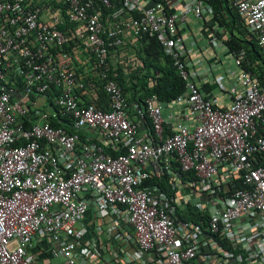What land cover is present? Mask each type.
<instances>
[{"label": "built area", "instance_id": "obj_1", "mask_svg": "<svg viewBox=\"0 0 264 264\" xmlns=\"http://www.w3.org/2000/svg\"><path fill=\"white\" fill-rule=\"evenodd\" d=\"M228 1L264 52V0ZM191 16L214 21L211 0H0V264H40L44 237L62 264H91L97 239L79 228L91 207L104 264H264V86L213 27L209 44L238 70L228 89L216 78L227 105L204 95L185 46ZM144 36L185 90L129 108L108 57L130 49L123 60L142 68ZM72 47L92 57L107 109L80 105L93 83ZM45 94L51 109H37L31 97ZM76 131L102 133L115 155Z\"/></svg>", "mask_w": 264, "mask_h": 264}, {"label": "crops", "instance_id": "obj_2", "mask_svg": "<svg viewBox=\"0 0 264 264\" xmlns=\"http://www.w3.org/2000/svg\"><path fill=\"white\" fill-rule=\"evenodd\" d=\"M199 21H200L199 19H197L193 16H191V18L189 17L186 21L187 26H188L187 29L189 30V26L192 23L195 26H198L199 32L202 33V35L205 37V39H207L208 44H209L208 35L210 33V29L213 27L214 28L217 27V32L222 31V30L220 28H218L219 26L215 22V20L214 21H208V22L200 21V23H199ZM220 42H221V39H220ZM209 46L212 50L214 49L216 51L213 50L211 52L210 50L206 49V50H204L205 52H207L206 56L201 55V53H202L201 50H199V52H198L194 49H190L189 56H190V61L192 63L191 69L193 68L194 71H198V73H199V77L197 78L196 81H197V84L199 85V87L201 88L202 93L204 95L212 97L219 104L225 106V105H227L226 96H224V95L220 96L219 93L217 92L219 90V88H218L217 80H216L217 77L226 76L225 80H224V86L226 89L229 88L230 81L227 79L228 78L230 79V76H229L230 73H226L224 70L222 71V69H221L222 67L220 66L221 62L217 59V56H218L217 53H220L222 50H224V48L217 49L216 47H212L210 44H209ZM70 52H71L70 56L72 59V63L74 65V68L76 69V73L80 77L81 81L83 83H87V82L93 83L91 87L86 88L85 90H83L80 93V95H79L80 99H81L80 105L84 106V105H88V104H93L99 108L107 109L108 108V101H107V98L103 92L102 83L98 80L97 73L92 68V57H90L87 52L81 51L77 47H72ZM127 53H128L127 51H123V52H119V53L117 52L114 55L110 54L111 56L108 57V65H109L110 70H113V69L117 70V72H116L117 76L112 77V78L117 82L118 85H119V83L117 81V78L120 75L119 71H120L121 77L124 79V81L129 84L131 82L130 74L134 73L136 75L137 70L139 69V68L132 69L133 67H131L128 60H123L124 56H127V57L131 56V55H127ZM126 59H128V58H126ZM237 70H238V68L236 67L235 73H237ZM110 73H112V72H110ZM230 75L232 76V74H230ZM134 83H136V80H134ZM120 88L122 89L121 86H120ZM122 92L126 97L127 104L129 106V108H132V106L136 103V102H133L132 95L129 92L123 91V89H122ZM39 99H42L44 101L43 105L36 104ZM24 101H26V100H24ZM172 101H174V99ZM172 101H170V102H172ZM170 102H166V103L163 102V103L167 104ZM35 105H38L37 109H41V110L51 109L50 107H52V105L48 104V99L46 97L37 98L35 101ZM129 115H130V117L131 116L133 117V115L131 113V109L129 110ZM54 122H57L59 124L60 123L63 124V121H60V120L53 121L52 123H54ZM68 130H70V129L67 128V131ZM140 130H141L140 134L145 133V128H141ZM78 133L85 135V137L90 139L91 141L97 142L100 145H104L107 154L115 155V153L112 150H110V148L108 146H106V144L103 142L105 139H104V136L102 135V133L97 132V131H91V132L78 131ZM161 187L164 191L169 192V187L166 185V183H161ZM94 209H95L94 207L93 208L91 207L88 209V211L84 217V220L79 225V228L83 231V233L85 235V239L92 238V237H95L97 239V241H96L97 245H95V251H97L95 253L96 259L95 260L93 259L91 264H104V261L106 262L108 258H107L106 249H104L105 245L103 244V239L101 238V235H99V233H98L99 226H97L96 221H95ZM114 218H115V216L113 214H111L108 217H105L102 221H98V223H103V222L110 223V222L114 221ZM126 232H127V229L124 228V230H122V234H124ZM41 241H43V243L41 244V246H42L41 251L38 252L40 264H62L63 261L61 258H53L50 255L49 249H51V247H49L50 245L47 243L45 237ZM116 246L120 248L121 244H117ZM116 246H114V247L116 248ZM123 248L126 249L127 246L124 245Z\"/></svg>", "mask_w": 264, "mask_h": 264}, {"label": "trees", "instance_id": "obj_3", "mask_svg": "<svg viewBox=\"0 0 264 264\" xmlns=\"http://www.w3.org/2000/svg\"><path fill=\"white\" fill-rule=\"evenodd\" d=\"M211 4L214 9V20L225 33L218 35V38H221V40L224 38L223 44L231 52H244L242 68L254 73L259 78L261 85L264 86V52L259 47L255 36L246 31L240 17L228 0H211ZM136 46H138V51L135 52V56L142 60L143 67L137 70L136 75L134 73L130 74L131 82L129 84L121 77L120 71V75L117 78L123 91L129 92L132 95L133 102L141 103L144 98L155 95L159 101L166 103L184 92L185 81L179 76L171 59L164 54L163 49L155 38H146L144 36L136 43ZM127 52V55L132 54L130 53V49ZM134 80H136V83H134ZM52 96L45 94L43 96L31 97V101L34 103L37 98L46 97L48 104L53 105ZM52 125L56 127L62 126L61 123L57 122H54ZM67 132L74 131L70 129ZM78 134L81 140L84 141L85 135ZM181 218L191 221L196 217L188 209L181 215Z\"/></svg>", "mask_w": 264, "mask_h": 264}, {"label": "rangeland", "instance_id": "obj_4", "mask_svg": "<svg viewBox=\"0 0 264 264\" xmlns=\"http://www.w3.org/2000/svg\"><path fill=\"white\" fill-rule=\"evenodd\" d=\"M187 36L190 39V41L188 39H185V46L187 50L189 48H192L198 52L199 50H201L202 51L201 55H204V56H206L207 54V52H205L204 50L208 49L211 52L214 50L210 48L207 39H205L202 33L199 32L198 26H195L193 23L189 26V30L187 29L186 31V37ZM224 37H226V35H224ZM218 49H221V48H218ZM217 54H218L217 59L221 62L220 66L222 67L221 68L222 71L224 70L226 73H235L236 67L233 64L232 58L230 56H227L224 50H222L220 53H217ZM217 92L219 93L220 96L223 95V93H220L219 90ZM43 102L44 101L42 99H39L36 104L43 105Z\"/></svg>", "mask_w": 264, "mask_h": 264}]
</instances>
